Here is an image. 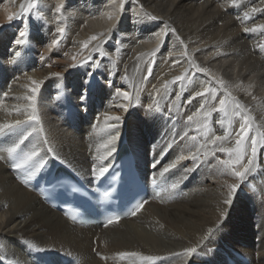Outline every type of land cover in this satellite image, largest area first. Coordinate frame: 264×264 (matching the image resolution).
Instances as JSON below:
<instances>
[{
	"label": "bare ground",
	"instance_id": "obj_1",
	"mask_svg": "<svg viewBox=\"0 0 264 264\" xmlns=\"http://www.w3.org/2000/svg\"><path fill=\"white\" fill-rule=\"evenodd\" d=\"M29 3L0 0V124L26 121L0 132V264H34L28 252L81 264H195L216 256L219 240L264 264V147L248 165L245 140L243 178L234 155L216 148L236 147L242 116L249 136L264 135V31H244L264 25V0ZM124 137L139 159L152 145L156 174L170 185L130 220L79 230L25 183L40 162L100 174ZM31 153L21 168L11 163Z\"/></svg>",
	"mask_w": 264,
	"mask_h": 264
},
{
	"label": "snow or ice",
	"instance_id": "obj_2",
	"mask_svg": "<svg viewBox=\"0 0 264 264\" xmlns=\"http://www.w3.org/2000/svg\"><path fill=\"white\" fill-rule=\"evenodd\" d=\"M120 2H121V5H123L124 0H120ZM35 7H36L35 0H30L29 8H35ZM55 10H56L57 13L61 12L62 5H57ZM253 11H256V9H253ZM13 18L14 17L10 15L8 17V20L11 21ZM109 18H111V17H109ZM257 30L264 31V25H255L252 28H245L244 29L245 32H255ZM57 31L62 33L64 31V29L63 28H59V29H57ZM20 35L23 36L24 32H21ZM96 39H97L96 36H92L91 37L92 41H94ZM53 43H56V42L54 41ZM87 46H88L87 44L84 45L85 48ZM200 71H206V70L205 69H200ZM180 79H181L180 77L176 78V80H180ZM32 84L34 85V87L31 89V91L33 93H35L37 91V89L39 88V84H37L36 81H32ZM207 91H208V89H204V92H197L196 96H203L204 93L207 92ZM119 95L123 96L124 100H130V96H129L128 92H126V91L119 93ZM233 102L235 103V107L237 109H241V106L239 105L238 102H235V101H233ZM219 103H220V108L218 109V111L224 112L225 115L227 116L228 115V102L225 99H221ZM28 119L29 120H33V119H36V117L34 115H29ZM107 119L113 120V121H119L120 117L119 116H108ZM242 119L244 120V123H242L240 125L239 131L237 133L238 138L235 140L236 147L235 148L224 147L222 144L216 145L217 150H219L220 152H224V153H228L230 155H234V160L232 161V163L239 164L240 167L243 168V171H240V170H236L235 171V175L238 178H243L244 175L250 170L249 167L245 166L242 163V159L244 158V153L247 152V148L244 147L245 140L246 139H251V156L248 157V161H247L248 165H251L253 163V159L257 155V147H258V145L260 147H264V135L259 136V138H257L256 136H249L248 118L246 116H242ZM187 120L188 121H192L193 120V116L189 115L187 117ZM23 123H26V121L16 120L15 123L0 124V132H3L5 129L18 128ZM185 135H187V133H185ZM230 135H231L230 133L225 131V134L223 136H219V135L215 136V138L212 141V143L215 145L216 141H226L229 138ZM112 140H115V136L112 137ZM13 152H15V148H9L8 149L9 155H11ZM34 155H35V153L25 154L23 156V158L20 159V162L16 163L14 165V167L16 169L21 168L23 166V164L26 161L31 160ZM192 158L196 159L195 156H193ZM180 159H184V157L181 156ZM36 166L37 167H42V162H40ZM99 171H100V174L103 175L105 172L108 171V169L107 168H100ZM173 187H175V185H173ZM231 189H232V191H235L236 190V185H234V184L231 185ZM142 208H143V202H141L139 205H137V207L131 213V215L135 216L137 214V212H139ZM118 220H119V217H113V218L109 219L107 224L105 225V227H107L108 225L113 224L115 222H118ZM187 251L189 253H191V252H194L195 249H188Z\"/></svg>",
	"mask_w": 264,
	"mask_h": 264
},
{
	"label": "rangeland",
	"instance_id": "obj_3",
	"mask_svg": "<svg viewBox=\"0 0 264 264\" xmlns=\"http://www.w3.org/2000/svg\"><path fill=\"white\" fill-rule=\"evenodd\" d=\"M122 14L125 15L126 18H132L135 16L134 11H132V10H123ZM263 55H264V52H263ZM225 63H227V62H225ZM251 80H252V78H251Z\"/></svg>",
	"mask_w": 264,
	"mask_h": 264
}]
</instances>
